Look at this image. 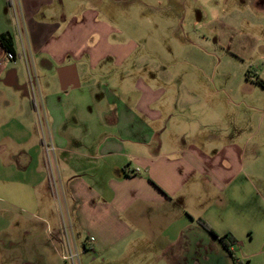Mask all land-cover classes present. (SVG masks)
I'll return each mask as SVG.
<instances>
[{
	"label": "crops",
	"instance_id": "obj_1",
	"mask_svg": "<svg viewBox=\"0 0 264 264\" xmlns=\"http://www.w3.org/2000/svg\"><path fill=\"white\" fill-rule=\"evenodd\" d=\"M96 1L0 0V33L11 35L14 55L0 46V196L15 191L18 210L55 234L66 218L73 240L115 264L132 262L119 259L128 250L168 252L186 232H208L199 221L238 244L212 201V185L223 187L229 169L212 161V98L198 101L206 117L186 122L175 112V84L153 87L124 72L133 50L108 38ZM145 1L154 10L175 2ZM195 4L224 41L256 43L264 31V0ZM121 73L129 74L103 83ZM211 236L186 238L221 244Z\"/></svg>",
	"mask_w": 264,
	"mask_h": 264
},
{
	"label": "rangeland",
	"instance_id": "obj_2",
	"mask_svg": "<svg viewBox=\"0 0 264 264\" xmlns=\"http://www.w3.org/2000/svg\"><path fill=\"white\" fill-rule=\"evenodd\" d=\"M145 2L96 1L97 18L105 22L109 39L133 50L120 67L124 72L153 87L175 84V112L186 122L212 117V161H224L229 168L223 173V187L212 185V201L217 202L218 215L227 217L224 226L237 232L239 243L231 246L236 260L264 264V31L256 43L235 35L224 41L195 0L159 4L155 10ZM91 7L82 4L78 10ZM128 74L107 75L103 83L113 85L116 77ZM203 97L212 98V115L199 106ZM229 144L233 146L223 154L222 146ZM217 172L212 171V177L221 180ZM7 194L0 196V264H115L96 248L84 250L73 240L66 218L55 234L47 222L18 210L15 191ZM59 212L64 215L63 209ZM216 219L212 216V222ZM193 234L214 239L198 227L183 234L168 252L159 247L128 250L119 259L128 257L124 260L131 259L130 264H184L183 254L185 264H233L217 241L215 246L188 245Z\"/></svg>",
	"mask_w": 264,
	"mask_h": 264
},
{
	"label": "trees",
	"instance_id": "obj_3",
	"mask_svg": "<svg viewBox=\"0 0 264 264\" xmlns=\"http://www.w3.org/2000/svg\"><path fill=\"white\" fill-rule=\"evenodd\" d=\"M0 46L5 52H12L13 51V41L12 37L8 32L0 33ZM200 224L208 230L209 233H211L214 237L218 238V240L221 242L222 246L224 247L226 253L229 255L230 259L232 260L233 264H240L236 258L233 255V252L231 250V246L234 245L235 241L229 234H223L221 236L216 235L206 223L203 221H199Z\"/></svg>",
	"mask_w": 264,
	"mask_h": 264
},
{
	"label": "built area",
	"instance_id": "obj_4",
	"mask_svg": "<svg viewBox=\"0 0 264 264\" xmlns=\"http://www.w3.org/2000/svg\"><path fill=\"white\" fill-rule=\"evenodd\" d=\"M10 1H13V0H10ZM6 57L7 59L9 60H13L14 59V55L12 52H6ZM44 148H45V152L46 154L48 155L49 153H52L53 150H54V146H52V144H47L44 142ZM71 259L73 258V255H70Z\"/></svg>",
	"mask_w": 264,
	"mask_h": 264
}]
</instances>
